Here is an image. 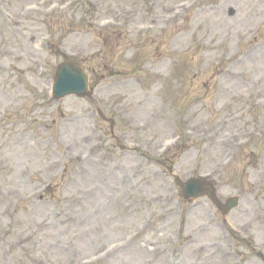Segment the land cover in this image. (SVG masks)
<instances>
[{
	"label": "rangeland",
	"instance_id": "1",
	"mask_svg": "<svg viewBox=\"0 0 264 264\" xmlns=\"http://www.w3.org/2000/svg\"><path fill=\"white\" fill-rule=\"evenodd\" d=\"M37 1L39 0H0V118L6 113L9 115L6 123L0 125V200L7 208L15 204L13 213L5 214L0 228L1 233L11 243H15L20 236L34 235L32 241L24 247L12 249L13 259L17 261V264H30L29 256L42 259L44 264H76L83 256L99 252L109 243L122 240L126 234L134 231V227L142 220L144 212L146 216L151 210H156L158 205L154 201L165 194L168 186L171 189L170 182L163 184L160 179L157 184L159 180L156 179V175L159 178L169 177V167H159L150 160H144L136 155L134 156L137 158L124 155L122 150L124 139L130 142L140 139L144 144H153L149 150L158 148L164 137L174 131L175 126L181 128L180 123H183V117L187 120L185 118L187 110L186 113L181 110L184 105L193 109L189 112L190 118L193 120L195 117L199 122L191 126H198L206 121L208 112L196 108L197 103H192L191 98L194 96L196 102L208 108L211 94L202 87L211 85L204 78H201L199 82H192L189 77L194 72L188 76L185 71L196 69L201 64L197 60L199 53L202 50L210 52L211 50L206 49L210 42H224L230 30H246L258 19L264 17V14L261 11V14L259 12L252 18L253 10L257 7V0H231L229 5L225 0H217L216 4L226 6L216 9L207 4L201 5L192 17L176 25L163 44L144 38L132 42L122 41V43L116 36L106 38L104 45L107 46V55L94 62H86L84 59L81 62H83L82 66L93 73V87L98 94L95 97L105 99L107 111L105 114L109 118L117 117L119 127L111 133L110 125L100 121L98 132L94 134L91 123L95 118V109L91 102L70 98L59 103H48L45 97L42 99L39 95L37 96L39 91L47 92L48 82L55 74L57 66L62 63V59H57L60 57H56L55 51L50 50L48 42L43 45L41 42L51 39L49 41L52 42L51 45L57 48L60 46L61 50L68 48L69 51L75 52L74 49H79L78 53H83L87 46L90 50L103 46V41L93 39V32L82 25H75L74 28V20L69 15L73 18L83 17L85 11L83 2L70 13H57L50 18L40 14L23 15L17 18V21L10 22L12 18L16 19L19 11L23 13V6ZM54 1L50 0V2ZM92 1L105 4L110 2L122 8L129 5L142 6V3L137 0ZM174 1L158 0L155 6L148 5V17L137 16L138 23L142 19L161 14L162 5ZM209 5L214 4L212 2ZM229 8L239 9L235 18L228 17ZM114 40L115 43H113ZM88 42L91 45H87ZM133 48L141 51V55H148L144 60L149 61L157 59V55L167 53L171 61L162 65L161 79H155L154 83H150L149 80L147 83L143 81L141 74L136 75L134 71L127 75L122 74L124 62L132 58L138 60L133 53ZM167 49L173 50L176 58L170 56ZM179 54L182 56L179 57ZM254 68L256 77L264 79V60L262 64L255 65ZM104 78L107 80H103ZM229 84L232 91L237 90L236 82H229ZM180 91L184 103L181 109L177 108L174 111L168 103L175 99V106H177L183 99L178 96ZM229 100L230 98L226 97L223 102L228 103ZM238 112H231L229 115ZM67 113L75 114L79 121L74 126L57 127L58 116ZM233 119L239 122L241 128L246 129L247 125L253 124L252 118L245 121H240V117ZM138 124L147 126L148 133L137 134L138 132L130 127ZM41 125L50 126L54 132L43 135L39 130ZM113 136L116 137L115 141L112 139ZM86 140L90 141V145L95 146L99 142H104L105 148L109 149V152L112 150L115 154L114 164H116L115 168L111 167L102 173L94 170L68 192L74 200L87 192V196L83 198V204L76 209L71 208V203L35 209L18 203L17 195L31 191L45 181V176L49 175L47 169L53 162L62 158L64 150L74 147L75 153L87 151L90 145L85 146ZM61 144L65 148L59 149ZM110 145L114 146L115 150ZM220 157L214 153L209 162L203 164L204 169L210 170L212 164ZM199 158L200 153L196 149L191 150L188 156L178 163L177 175L182 177L186 172L195 170ZM242 170V165H239L233 175H240ZM60 172L61 168L58 174ZM152 183L153 186H151ZM241 187L243 189L244 185ZM219 192L222 199L225 196L229 198L235 195L236 187L235 185L231 188L223 186ZM136 196L138 197L133 198ZM130 198L134 200L129 202ZM138 198L147 200L142 205L145 207L144 212L138 208ZM179 206L180 211L183 212L181 215L183 218L186 208L182 207V204ZM208 206L204 203L203 207L196 210L197 225L207 221L203 219L205 211L212 219ZM247 208L248 205L234 214L230 221L245 224L251 220L253 216L251 211L247 215L243 214ZM170 209L172 212L179 211L177 204H173ZM158 216L157 223L162 225H159L160 231L157 236L153 237L150 232H145L135 247L127 253H121L109 264H144L145 262L167 264L165 254L168 252L164 251L166 241L171 235L174 236L173 229L176 230L177 225L174 222L173 228L168 224V218L163 221L164 216ZM259 231L261 232L257 230L251 236L254 237V234L258 236ZM197 239L198 244L208 245L215 241V235L211 232L202 234ZM154 243L158 245V248H149V244ZM66 251L71 252L73 258L66 255L64 253ZM137 251H141L142 254L140 255ZM157 251L163 252V255L159 256ZM188 260H183L182 264H188ZM215 263L222 264L218 259H215ZM0 264H3L1 257ZM203 264H212V261L206 259ZM251 264L259 263L252 261Z\"/></svg>",
	"mask_w": 264,
	"mask_h": 264
}]
</instances>
